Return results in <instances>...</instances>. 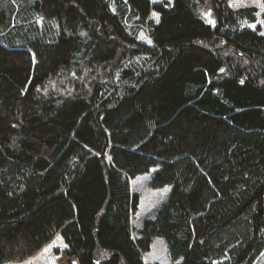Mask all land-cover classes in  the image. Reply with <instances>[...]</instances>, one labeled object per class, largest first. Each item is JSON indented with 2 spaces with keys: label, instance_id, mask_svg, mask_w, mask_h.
I'll list each match as a JSON object with an SVG mask.
<instances>
[{
  "label": "trees",
  "instance_id": "obj_1",
  "mask_svg": "<svg viewBox=\"0 0 264 264\" xmlns=\"http://www.w3.org/2000/svg\"><path fill=\"white\" fill-rule=\"evenodd\" d=\"M18 2L0 0V264H154L155 236L180 264H254L264 0ZM157 166L172 193L137 239L130 180Z\"/></svg>",
  "mask_w": 264,
  "mask_h": 264
},
{
  "label": "rangeland",
  "instance_id": "obj_2",
  "mask_svg": "<svg viewBox=\"0 0 264 264\" xmlns=\"http://www.w3.org/2000/svg\"><path fill=\"white\" fill-rule=\"evenodd\" d=\"M22 1L24 0H19L18 3H22ZM43 19L51 21L53 24L57 23L59 26L57 18ZM159 169V166L154 167L151 171L140 174L130 180L131 191L139 195V207L132 216L133 235L137 239L141 237V230L145 223L148 220L156 219L158 212L169 201L172 193V185L157 188L152 186L153 177ZM144 257L147 262L154 264H180L182 262V259H172L168 244L165 238L161 236L153 238L150 250L144 253ZM4 264H43V255L41 252H38L26 260L9 261ZM254 264H264V251Z\"/></svg>",
  "mask_w": 264,
  "mask_h": 264
}]
</instances>
